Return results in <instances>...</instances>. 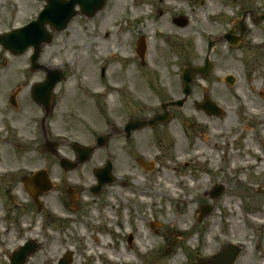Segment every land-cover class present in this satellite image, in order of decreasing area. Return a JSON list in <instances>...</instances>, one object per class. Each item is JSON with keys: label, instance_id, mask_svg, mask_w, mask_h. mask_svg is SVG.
<instances>
[{"label": "rangeland", "instance_id": "rangeland-1", "mask_svg": "<svg viewBox=\"0 0 264 264\" xmlns=\"http://www.w3.org/2000/svg\"><path fill=\"white\" fill-rule=\"evenodd\" d=\"M159 1L109 0L104 12L93 20L77 17L69 29L54 35V42L45 46L38 65L49 70L60 69L66 79L57 86L53 114L43 125L34 122V118L43 117V112L32 103L28 91L22 95L26 97L18 103L17 110L9 108L4 95L7 88L21 83L22 79L33 84L44 81L46 74H23L27 55L14 57L0 46V177L6 169L18 168L21 171L15 174L46 169L56 183L62 175L66 176L61 185L42 197L41 212L20 189L19 178L7 179L12 181L10 185L0 181V231L9 230L6 235L3 232L0 240L16 246L21 243V226H31L35 232L46 228L40 237L46 239L45 248L27 264H58L68 252L74 255L73 264H100L87 257L95 246V235L100 236L99 243H105L106 258L111 253L115 258L120 254V264H209L210 257L229 243H242L238 264H264V193H257L259 187L264 191L263 24L252 28L246 17L244 21L249 27L246 40L251 45L233 51L222 41L220 49L210 55L211 62L216 64L214 73L223 80L227 75L235 76L234 86L214 85L210 79L215 76L205 82L197 78L192 85L196 92L182 110L174 109L179 112L178 118L162 134L161 142L157 138L153 140L151 132L143 131L136 152L147 163L153 164V159L159 158L151 170L134 167L133 160L120 152L119 139L112 137L108 139V147L96 150L87 164L67 173L61 170L58 158L43 150L49 140L60 142L57 147L60 155L75 161L74 151L62 143L64 138L91 147L96 137L106 131L107 121L118 127L131 112L135 115L140 112L137 105L144 107L141 115L148 118L160 107L144 88L143 100L139 104L133 101V93L140 86L136 79L140 63L135 56L139 40L145 39L148 46L145 68L148 76L151 65L162 67L161 58L176 65L168 67L170 72L165 70L166 78L171 82L168 86L174 96L182 98L179 68L185 64H205V47L197 26L209 30L221 27L224 35L232 28L234 19H243L247 10L264 13V0H207L209 9H203L206 0ZM44 4L45 0H0V35L36 20ZM170 6L179 10L174 15H181L183 10V15L193 21L184 36L180 34L181 39L162 40L153 36L152 21L160 18L164 25L168 18L166 9ZM208 11L214 18L208 17ZM166 26L175 32L179 30ZM46 29L51 32L49 26ZM101 69L106 71L103 80L99 77ZM88 78L94 89H87L98 92L114 84L123 88V93L96 98L84 88L90 84ZM203 86L208 87L215 95L214 101L224 109L220 118L208 117L195 109L193 101L201 100ZM94 104L102 105L105 112L99 116ZM148 107L151 109L146 110ZM7 119L8 126L4 125ZM205 139L208 154L198 157L196 145ZM259 142L263 149L260 158L255 156L260 150ZM223 152L225 160L221 158ZM108 154L113 183L100 188L96 196L89 195L88 191L97 185L93 170L105 165ZM246 162L249 166L239 167ZM73 185L86 193L74 205L67 194ZM215 186L225 190L217 200L210 196ZM111 192L121 200L116 201ZM235 193L247 197L238 202ZM61 200L69 206L68 211ZM242 204L252 214L242 215ZM205 206H213L214 212L199 224L196 219ZM5 208L9 215L3 220ZM98 213L102 216L94 219ZM255 221L263 226L256 227ZM132 234L134 242L129 245ZM109 242L114 246L110 247ZM0 264H9V257L4 256Z\"/></svg>", "mask_w": 264, "mask_h": 264}, {"label": "flooded vegetation", "instance_id": "flooded-vegetation-1", "mask_svg": "<svg viewBox=\"0 0 264 264\" xmlns=\"http://www.w3.org/2000/svg\"><path fill=\"white\" fill-rule=\"evenodd\" d=\"M202 6H203V3H202ZM166 11L168 13V15H167L168 18L165 20L166 22H165L164 25L162 23L163 20H161L160 18H158V19L154 18V20L152 21V30H153L152 33L155 34V29H156V30L159 31V33H162V34H165V35L168 34V33H173V34L176 33L180 37H181V35L183 37L184 36L183 34H184L185 29L186 28H189L190 27V24L188 25V27H181L179 24H182L185 21L182 19L181 22H176L175 20L178 17L179 18H182L183 17V18L188 19L186 17L187 15H185V14L183 15V13H182L183 10H180V14L181 15H174L173 12L179 11L178 9H174V8H168V9H166ZM245 13H248V18H249V21L251 23L252 28H254V27H260L261 24L258 25V26H255L253 21H256L258 19V17L260 15H262V13L261 14H257L254 11H252V9L247 10L246 12H244V14ZM146 17H148V15L147 16H141V17H139V19L146 18ZM193 17L194 16H191V19H193ZM190 21L191 20L188 19V22H190ZM243 24H244V27H245V34L244 35H240V33L238 31H234L230 35L229 38L227 37L226 34L233 27L230 30H228L224 35H222L221 27H218V28H214L213 27L212 30L202 29V31L204 33H206V36L205 35H203V36L201 35V38L203 39V44H204V47H205V52L208 53L209 47H211V49H212L213 52H214L215 49L216 50L218 48L220 49L219 45L222 43V41H224L226 43V47L229 48V45L228 44H230V43L236 44L237 43L236 39H239L240 40V39H242V37H244L245 47L251 45L250 44V41L248 43L247 40H246V36H247L246 34L249 31V27L246 25V22L245 21H244ZM166 25L174 26V27L177 28V30L179 29L180 31L178 30V32H175L174 30H170ZM263 25H264V23H263ZM241 26L242 25H240L238 27V29H241ZM237 32L239 33L238 35H237ZM159 33H156V36L157 37H159ZM209 34H212L213 36L212 37H209V36L207 37V35H209ZM160 38L162 40H169L172 37L168 38L166 36H160ZM240 48H242V47H240ZM160 52H161V57H162V51L160 50ZM161 60H162V67L161 66H155V65H151L150 66L151 69H149V76L145 72V68L147 67V64L142 65V63L139 60L140 67H139V70L137 72V74H138L137 77L138 78L136 77V79H137V82L140 84V86H139L140 89L139 88H136L135 89V92L133 93L134 94L133 101H135V102H137L139 104L138 101L143 100V97L142 96L144 94L142 92V89L144 88V90L148 94H150L151 96H153L158 101V103H160V107L156 108L154 110V112L152 113V115L148 118V117H143L141 115L142 114L141 113V110H142V108L144 109V107H142L141 105H137L139 107L140 112L137 110L138 113H136V115L134 114V112H131L128 115V117L122 119V123H120L118 127L114 123H111V122L108 121V124H106V127H105L106 128V131H104V133H103L105 135H108L109 136V139L111 137H112V139H119V142L121 143L119 145L120 152H122L127 159L133 160L134 167L136 165L140 166L139 160H140L141 157L139 156L138 152H136V149H138L137 148L138 145H139L138 143H139V140L141 139L140 136L143 133V131L151 132V134L153 135V140H155L157 138L158 139V143H159L163 139L162 134L164 132H166L167 131L166 129L169 127V125L178 118L177 115H178L179 112L174 111L175 108H168L167 112L163 108V106L165 104L169 105L174 100H179L180 98L179 97L176 98L174 96L173 90H170L171 82L168 80V78H166V73L167 72H165V70H167L168 72H170L168 70V67L169 66H172L173 64H171L172 62L170 60H169V64L166 63L164 59L161 58ZM187 65H189V64H185L184 66H182L181 69L179 68L178 74H179V77L180 78H181V71H182V69L185 66H187ZM175 66L176 65H173L174 68H175ZM26 67H27V71L25 72V74H27L28 72H30V69H28L29 68V64H27ZM215 68H216V64H215ZM41 72H44V71L42 70ZM212 76L213 77L215 76V79L214 78L213 79H210V80H212V82L213 81L215 82L214 85H217V84H220V83L221 84L222 83H225L228 86L226 80L219 79L216 73H213ZM156 78H158V79L156 80ZM197 78L194 80V83H195V81H197ZM146 79H148V80H146ZM203 81L205 82L207 80H203ZM41 82H43V81H41ZM199 82L201 83V80ZM37 83H40V82H34L33 84H30L29 81H28V79H25V80L22 79V82L17 87V90L18 91H17V94H16V100L18 101V103H20L21 100H23L26 97V95H25L22 98V95L26 91H28V97L30 99H32L31 98V93H32V90H33V86L35 84H37ZM168 84H170V85L168 86ZM179 88H180L179 89V92H181V88H182L181 83L179 85ZM194 91L196 92L195 88L194 89L192 88V94L191 95H193ZM211 95H213V94L208 89V87L203 86L202 87V92L200 94L201 100L200 101L194 100L193 102L197 105V104H203L208 99L216 100L215 95H213V96H211ZM17 109H18V106H17ZM145 109L146 110H149L151 108L148 107V108H145ZM166 113H167V115H169V117L171 116V119H170V121H168L165 124H157L154 128L147 127L145 129H140V130H131V131L128 130L129 125L132 124V123H134V122L150 120L151 118H153L155 116H158V115H163L164 116V115H166ZM42 125H43V123H42ZM66 145L69 148L72 149V147L70 145H68V144H66ZM108 145H109V143H108ZM110 157L111 156L108 154V160L107 161H109V162H111L110 161ZM158 162H159V158L158 157H156L155 160L153 159V164L156 165ZM152 167H153V165H152ZM24 177H26V176L25 175L23 176L22 174H17V175H12V176H2V177H0V181L1 182H6L7 184L10 185V182H12V181H6L7 179H10V178H19L20 179L19 181L21 183V181H22V179ZM20 188H21V184H20ZM88 193H89V195H91L92 194V190L88 191ZM111 193H112L113 198L115 199L117 196L113 192H111ZM67 194L70 196V202H72V204L74 205L75 202H78V201L81 200V198L85 197V194L86 193L84 191H82L78 187V185H74L73 188H68L67 189ZM76 205H79V204H76ZM111 208H114V207L111 206ZM20 231L23 232V233H22V238L20 239L21 240V243L19 245L10 246L8 243H6L5 240L4 241L3 240H0V254H1L0 262H1V260H2V258L4 256H8L9 259H10V256H11L12 253H14L16 250H18L23 245L27 244L31 239H33L35 241V243L32 244V248L34 250H36V253H35L34 256H36V254L39 253L41 251V249H44L45 248L46 240L45 239H40V237H41L40 232H35L34 231V228H32L31 226H28L26 228H22V226H21L20 227ZM33 233H36V234H33ZM2 235L3 234H0V236H2ZM35 238H39L38 241L35 240ZM132 242H134V235H132ZM6 248H9L10 249V252H6Z\"/></svg>", "mask_w": 264, "mask_h": 264}, {"label": "water", "instance_id": "water-1", "mask_svg": "<svg viewBox=\"0 0 264 264\" xmlns=\"http://www.w3.org/2000/svg\"><path fill=\"white\" fill-rule=\"evenodd\" d=\"M106 5V0H48V6L46 10L40 15L39 19L32 23L31 25L27 26L22 30L15 31L14 33L5 36L0 39V44L6 49L10 50L15 55H22L28 50L29 48H34L35 55L33 57V64L34 69L33 71H38L39 67L37 62L39 60L40 54L42 53L45 45H51L54 34H50L46 32V26L50 25L54 33L61 32L67 29L68 25L72 21V19L78 14L75 9L77 6L81 9V14L92 18L96 14H98ZM264 20V16L262 17ZM184 26V24H182ZM242 33L245 31V27L241 26ZM233 40V39H232ZM237 41V40H236ZM141 45V51H142ZM212 72V67L207 65L204 68H195V67H188L184 69L183 72V80L185 86V95L186 98L191 94V84L194 80L196 75H201L203 77H208ZM64 80V77L60 71L48 72L47 81L41 85L35 87L33 97L34 100L42 105L46 111L47 117L51 116L53 105H54V89L56 86ZM229 84H232V80H228ZM186 99L179 101L177 103H173L168 106H174L178 108H183ZM168 106H164L166 110ZM204 111H206L209 115H220V111L218 108L210 104V102L206 103L205 106L201 107ZM169 120V116L166 114L164 116H156L149 122H139L133 123L129 126L128 130H135L144 128L147 126L154 127L158 123H165ZM106 144V139L101 138L99 140V146L102 147ZM56 147L57 145L49 143L47 146V150L56 154ZM79 162L85 163L89 161L94 149H82V148H75ZM63 167L65 170H70L74 168L67 162L63 163ZM111 173V166L109 165L105 170H100L96 172V177L100 183L98 191L100 188L106 184L112 183V179L110 176ZM26 184V188L28 193L34 199V201L38 204L39 197L51 191L52 186L49 184L47 176L43 173L36 175L31 178H27L24 180ZM224 188L223 187H216L214 192L212 193V198L217 199L223 194ZM212 212L211 207H207L203 209L202 214L199 217V221L206 217H208ZM31 244L27 245L25 248L21 249L16 256L12 258V264H25L26 258L30 255ZM239 255V250L231 247L228 252L224 255H220L214 262V264H233L236 260L237 256ZM60 264H70V259L67 261H62Z\"/></svg>", "mask_w": 264, "mask_h": 264}, {"label": "bare ground", "instance_id": "bare-ground-1", "mask_svg": "<svg viewBox=\"0 0 264 264\" xmlns=\"http://www.w3.org/2000/svg\"><path fill=\"white\" fill-rule=\"evenodd\" d=\"M88 74H90V72H89V70H88V72H87V75ZM88 80L90 81V84L91 85H94V83L88 78ZM113 89H119V87H117V86H113L112 87ZM212 134H214V132H211ZM206 142H208V140L207 139H205L204 141H202V142H200L199 143V145L197 144L196 146H197V148H198V146H199V150H197V148H196V151H197V153H196V155L197 156H199V157H202V156H204L205 154H208V148H207V146H205V144H206ZM255 155H258L259 157H260V154L259 153H256ZM231 158L233 159V160H236V156L235 155H232L231 156ZM244 165L245 166H249V163L248 162H246V163H244ZM237 196H240V194L239 193H235ZM255 223H260V221H255ZM96 242L98 243V239H96ZM103 243H104V241H103ZM120 254L118 255V261L120 260Z\"/></svg>", "mask_w": 264, "mask_h": 264}]
</instances>
